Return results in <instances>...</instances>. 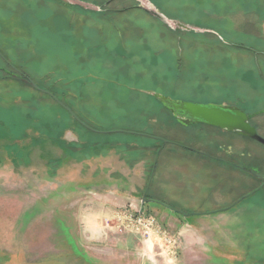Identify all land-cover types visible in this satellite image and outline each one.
I'll return each instance as SVG.
<instances>
[{"label": "rangeland", "instance_id": "374dc122", "mask_svg": "<svg viewBox=\"0 0 264 264\" xmlns=\"http://www.w3.org/2000/svg\"><path fill=\"white\" fill-rule=\"evenodd\" d=\"M107 1L0 0V76H29L96 130L46 93L0 79V264H86L71 242L93 255L91 264L103 254L121 264L147 262L137 245L150 251L149 242L103 251L83 238L79 218L88 196L114 191L138 202L142 189L134 184L138 177L145 184L155 148L147 146L159 143L149 190L158 203L144 208L184 239L175 257L154 247L152 261L264 264V186L250 193L255 177L210 157L231 143L235 156L245 150L248 170L264 177V145L181 123L151 95L264 112V0H149L176 28L133 0L101 11L82 5ZM253 116L264 138V114ZM245 193L235 207L213 211Z\"/></svg>", "mask_w": 264, "mask_h": 264}, {"label": "water", "instance_id": "95a60500", "mask_svg": "<svg viewBox=\"0 0 264 264\" xmlns=\"http://www.w3.org/2000/svg\"><path fill=\"white\" fill-rule=\"evenodd\" d=\"M135 1L139 3L138 7L142 9L143 11L154 16L155 18L160 20L163 24L167 25L168 27L176 28L175 26L176 23L168 19L165 15L160 13L158 10H156L149 0H135ZM107 4L108 2H105V5ZM82 5L88 9H93V10L101 9L100 6H94L88 3L86 4L83 3ZM226 43L233 45L231 42H228V41ZM22 81L26 84H29L31 87L39 90L40 92L46 93L49 96H51L61 107H63L66 111H68L76 121L86 126L85 123H83L80 119L76 117V115L73 113V111L70 108H68L61 101H59L51 92L39 88L31 80H22ZM172 107L175 110L179 109V110L184 111V113L188 116L187 119H182L181 117H178V120H180L184 124L196 123L200 121L208 125L216 126L218 128H221V129H224L230 132H234L238 135L251 138L264 145V138L261 137L257 133L256 129L250 125L248 121V116L242 110L238 108H233L231 106L208 107V106H203L199 104H194L191 102L174 103L172 104ZM260 178L262 179V184H264V177H260ZM145 202H157V201L147 198L146 193H144L141 199V204H144ZM170 210L176 213H179L183 216L186 215L185 213L178 211L176 209H173V208H170Z\"/></svg>", "mask_w": 264, "mask_h": 264}, {"label": "flooded vegetation", "instance_id": "af4514ba", "mask_svg": "<svg viewBox=\"0 0 264 264\" xmlns=\"http://www.w3.org/2000/svg\"><path fill=\"white\" fill-rule=\"evenodd\" d=\"M112 1H114V0H108L107 2H108V4L110 3V2H112ZM133 1H135V0H133ZM105 3V2H104ZM102 4V6H100V11L102 10V7H106V5L105 4ZM135 3V7L136 8H138V9H140L139 7H138V5H139V3L138 2H134ZM107 4V5H108ZM140 10H142V9H140ZM143 11V10H142ZM143 12H145V11H143ZM145 13H147V12H145ZM148 14V13H147ZM157 19V18H156ZM158 20V19H157ZM158 21H160V20H158ZM161 22V21H160ZM246 49V48H245ZM12 70H14L13 68H12ZM16 76V75H15ZM14 75H12V73H10V72H6V74L4 75V76H0V79H3V78H5V79H11V80H16V81H18V82H21V83H23V84H25L22 80H31L30 79V77L29 76H27V75H24V74H20L19 73V78L17 79L16 77H15ZM32 81V80H31ZM27 85V84H26ZM29 86V85H28ZM48 95V94H47ZM159 103H160V105H161V109H167V110H169L170 112H171V114L173 115V117L177 120V121H180V120H178V117H181L182 119H187L188 118V116L184 113V111H182V110H175V109H173V107H172V104H174V103H179V102H176V101H173V100H171L170 98H168L167 96H165V95H160V94H157V93H152L151 94ZM51 97V96H50ZM52 98V97H51ZM54 100V99H53ZM55 101V100H54ZM56 102V101H55ZM57 103V102H56ZM58 104V103H57ZM225 106H231V107H233V108H238V109H240V110H242L247 116H248V121H249V123H250V125L251 126H253L255 129H256V127L253 125V123H252V121H253V118H254V116L253 115H262V114H264V112H262V111H259V112H254V113H247L241 106H239L238 104H236V103H227V102H225V103H220L219 105H218V107H225ZM63 108V107H62ZM68 112V111H67ZM69 113V112H68ZM70 114V113H69ZM71 115V114H70ZM72 117V116H71ZM73 118V117H72ZM74 119V118H73ZM75 120V119H74ZM76 121V120H75ZM76 122H78V121H76ZM181 122V121H180ZM79 123V122H78ZM182 123V122H181ZM196 123H199V124H206V123H203V122H196ZM80 124V123H79ZM81 126H83V127H85V128H87L88 129V127H86V126H84V125H82V124H80ZM206 125H208V124H206ZM209 126H212V125H209ZM213 127H215V128H218V127H216V126H213ZM90 130H93V131H96V130H94V129H92V128H89ZM222 132H229V133H231V134H234L235 136H237V137H239V138H241V139H251V138H248V137H245V136H242V135H238V134H236V133H234V132H230V131H227V130H224V129H221V128H219ZM256 131H257V129H256ZM258 133V132H257ZM149 138H152V139H155V140H158V141H162L161 140V138L160 137H156V136H152V137H149ZM251 140H253V139H251ZM255 141V140H254ZM257 142V141H256ZM259 143V142H258ZM152 146H154L155 148H154V151L153 152H151L150 154H152V156H151V160L150 161H148V163L146 164V167H145V173H146V181H145V184L142 186V194H141V199H142V196H143V194L144 193H146V197L147 198H150V199H152V197H151V195H150V193H149V190H150V186H151V183H152V179H153V176H154V170H155V168H156V165H157V156H158V153L161 151V149H162V147H161V144L159 143V144H150L149 146H147V147H152ZM232 146H233V144H231V143H228V144H226V146L225 147H222L221 145H218L217 146V148L220 150V152L222 153L223 152V155H218V156H216V155H214L213 157L210 155V157L211 158H214V159H216V160H219V161H223L229 168H231L232 170L231 171H235V172H239V173H241V175H244L245 176V178H247L248 177V175L249 176H251V177H255L256 178V180H257V182H258V185H257V187L256 188H254L253 190H251L250 191V193H253V192H255V191H257L258 189H260V188H262L263 186H264V184H262V179L260 178V176L258 177V176H256V175H254L252 172H250V170H248V168H247V165H246V158H247V154H246V152H245V150H240V152L238 153V155L237 156H235V154L233 153V149H232ZM152 151V150H151ZM203 154V153H202ZM205 155V154H204ZM208 156V155H207ZM223 156H226V157H229V159L227 160V159H224L223 158ZM112 193L114 192V191H111ZM248 193V192H247ZM246 196V193L245 194H242L240 197H238L237 198V200H234L231 204H229V205H227V206H225V207H220V208H217V209H214L213 211H215V210H228V209H230V208H233V207H235L236 205H238V203L239 202H241V200L244 198ZM141 199H139V201L137 202V201H135V200H132L137 206H139L141 209H144L145 210V208H144V206H145V203H150V202H145L144 204H141ZM154 200V199H153ZM129 201H131V200H128L127 202H129ZM155 203H158V201L157 202H155ZM182 204L183 203H181V202H178L176 205H180V206H182ZM170 208H175V207H171V205H167V210H169V211H172V210H170ZM177 209V208H176ZM179 209V208H178ZM181 209V208H180ZM179 211V210H178ZM174 212V211H173ZM211 212V211H210ZM176 213V212H175ZM188 213H191L190 211L188 212ZM176 214H179V213H176ZM192 214H197V213H192ZM185 217V216H184Z\"/></svg>", "mask_w": 264, "mask_h": 264}, {"label": "crops", "instance_id": "0c3cea01", "mask_svg": "<svg viewBox=\"0 0 264 264\" xmlns=\"http://www.w3.org/2000/svg\"><path fill=\"white\" fill-rule=\"evenodd\" d=\"M139 170V168L137 169ZM137 173V172H136ZM142 176V174L140 175ZM141 177L136 178L135 181V189L139 190V188H142V183L140 182ZM98 194V193H97ZM92 195V194H91ZM91 197L90 203L87 204L83 210V217L79 218L80 222L83 223L81 225V233L84 239L86 241L94 243V244H99L101 245L103 251L104 250H109L111 249L110 246H117L118 244L122 243L127 244L128 242H133L135 245L137 243L136 238H134L131 235H116L114 234L113 230L106 229L102 226L101 224V218L108 214L112 209H114L117 206H121L125 204L128 200H136L135 197L131 195H126V194H119V193H112V192H106V193H101L100 196L94 197V196H88ZM89 202V201H88ZM206 217V216H205ZM182 223L186 222L188 224V221L185 220V217L183 216ZM195 221V220H194ZM182 233V232H181ZM182 236V242L184 239L183 234ZM138 251L140 250V255L141 257L144 255L146 256L145 258L147 259V262H144L142 264H155L154 261H152L151 256H152V251L148 249V247L139 244L137 245ZM89 257L93 256L91 253L89 254ZM95 257V256H94ZM100 259L103 261H99V264H121L119 259H114L113 256H105L104 254L101 255ZM113 260V261H112Z\"/></svg>", "mask_w": 264, "mask_h": 264}, {"label": "built area", "instance_id": "2783aa9c", "mask_svg": "<svg viewBox=\"0 0 264 264\" xmlns=\"http://www.w3.org/2000/svg\"><path fill=\"white\" fill-rule=\"evenodd\" d=\"M101 224L118 235H131L137 240L149 242L152 252L157 246L159 253L169 257H175L182 244L181 233H170L152 213L141 209L133 201L112 209L101 218Z\"/></svg>", "mask_w": 264, "mask_h": 264}, {"label": "trees", "instance_id": "16d2710c", "mask_svg": "<svg viewBox=\"0 0 264 264\" xmlns=\"http://www.w3.org/2000/svg\"><path fill=\"white\" fill-rule=\"evenodd\" d=\"M26 84V83H25ZM29 85V84H27ZM30 86V85H29ZM71 242V241H70ZM70 245V244H69ZM71 249L72 252L74 253V255L76 256V258H78L79 260L84 261L86 264H91V261L89 259V257H87V255H85L83 252L79 251L74 244H72L71 242Z\"/></svg>", "mask_w": 264, "mask_h": 264}, {"label": "bare ground", "instance_id": "6f19581e", "mask_svg": "<svg viewBox=\"0 0 264 264\" xmlns=\"http://www.w3.org/2000/svg\"><path fill=\"white\" fill-rule=\"evenodd\" d=\"M167 262H168V260H167ZM169 263H170V260H169ZM169 263H168V264H169Z\"/></svg>", "mask_w": 264, "mask_h": 264}]
</instances>
